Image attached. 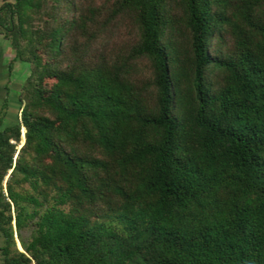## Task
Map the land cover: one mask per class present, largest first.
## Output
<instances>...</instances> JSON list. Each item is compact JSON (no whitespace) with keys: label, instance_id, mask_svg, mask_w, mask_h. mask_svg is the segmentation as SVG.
Here are the masks:
<instances>
[{"label":"trees","instance_id":"16d2710c","mask_svg":"<svg viewBox=\"0 0 264 264\" xmlns=\"http://www.w3.org/2000/svg\"><path fill=\"white\" fill-rule=\"evenodd\" d=\"M0 33L1 264H264V0H2Z\"/></svg>","mask_w":264,"mask_h":264},{"label":"crops","instance_id":"0c3cea01","mask_svg":"<svg viewBox=\"0 0 264 264\" xmlns=\"http://www.w3.org/2000/svg\"><path fill=\"white\" fill-rule=\"evenodd\" d=\"M1 43L2 42H0V48L2 46L4 47L5 45V43ZM12 51L11 53H8V55L2 56V59L4 57H8L5 61H10V59L13 57ZM28 68V65L24 62L14 61L12 62L11 71L8 72V70L6 69V80L3 82L0 81V103L1 105L7 103L6 106H4L3 109L0 111V128L13 123L16 119L14 118V114H16L18 110V104L17 99H14L13 101L12 99L16 97V94L21 89L23 81L26 79L25 77L28 76ZM8 82L12 85H8Z\"/></svg>","mask_w":264,"mask_h":264},{"label":"rangeland","instance_id":"374dc122","mask_svg":"<svg viewBox=\"0 0 264 264\" xmlns=\"http://www.w3.org/2000/svg\"><path fill=\"white\" fill-rule=\"evenodd\" d=\"M2 2V0H0V3ZM0 42H2L1 44H3V43H5V45H4V47L2 46L1 48H0V81L1 82H3V81H5L6 80V69L8 70V72H10L11 71V69H12V62H10V61H5L6 60V58H8V57H4L3 59H2V56H4V55H8V53H11V51H12V49H11V45H10V43H9V40L8 39H6V38H3V35L0 33ZM9 50H11V51H9ZM13 52V51H12ZM6 62V63H5ZM5 63V64H4ZM25 64H27L28 65V67H29V64L28 63H25ZM30 72V69L28 68V73ZM26 78V77H25ZM25 81V80H24ZM23 81V82H24ZM8 85H12V84H10L9 82H8ZM15 97V96H14ZM14 99H17V104H18V110H17V112H16V114H14V118H16L17 116H19V114H20V112H19V99H18V93L16 94V97L15 98H13L12 99V101L14 100ZM7 104V103H6ZM6 104H3V105H1V103H0V111L3 109V107L4 106H6ZM17 115V116H16ZM16 120V119H15ZM2 124V123H1ZM21 137H22V133H21ZM14 238L16 239L17 238V236H15V234H14ZM16 241V240H15ZM1 244H3V240H2V236L0 235V246H1ZM17 244V243H16ZM15 244V245H16ZM17 246V245H16ZM18 248V247H17ZM19 249V248H18ZM20 250V249H19ZM0 264H1V256H0Z\"/></svg>","mask_w":264,"mask_h":264},{"label":"built area","instance_id":"2783aa9c","mask_svg":"<svg viewBox=\"0 0 264 264\" xmlns=\"http://www.w3.org/2000/svg\"><path fill=\"white\" fill-rule=\"evenodd\" d=\"M32 264H34V263H32Z\"/></svg>","mask_w":264,"mask_h":264}]
</instances>
